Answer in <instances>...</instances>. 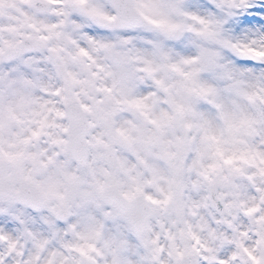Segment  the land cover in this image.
<instances>
[{
  "label": "snow or ice",
  "instance_id": "1",
  "mask_svg": "<svg viewBox=\"0 0 264 264\" xmlns=\"http://www.w3.org/2000/svg\"><path fill=\"white\" fill-rule=\"evenodd\" d=\"M191 7L0 0V264H264V0ZM192 177L224 231L165 259Z\"/></svg>",
  "mask_w": 264,
  "mask_h": 264
},
{
  "label": "clouds",
  "instance_id": "2",
  "mask_svg": "<svg viewBox=\"0 0 264 264\" xmlns=\"http://www.w3.org/2000/svg\"><path fill=\"white\" fill-rule=\"evenodd\" d=\"M211 2L212 0H208V3ZM187 3L192 6L190 9L192 11L202 10V7H196V5L200 3V0H187ZM192 179H194V177L189 179V182L186 184L181 194L178 204L179 215L176 210L173 209L170 212L163 213L161 217L156 220L158 228H160L161 225H167L166 228L160 229L164 237L161 241V246L164 250L163 255L165 259L171 260V258L166 255L169 245L172 243V241L167 239L168 232L175 235V242L178 247H183L185 245L194 246L192 236L188 231L189 228H191L201 240L219 246V233L224 231V228L216 223V220L219 219L217 213L220 211L217 208L216 197L220 192H224L226 196L230 195V190L220 185H217L214 189H210L206 182L193 184ZM262 182H264V179H262ZM205 223H209V227L215 226V238L209 235L208 228L202 227Z\"/></svg>",
  "mask_w": 264,
  "mask_h": 264
}]
</instances>
